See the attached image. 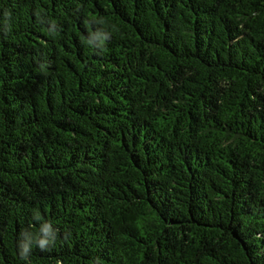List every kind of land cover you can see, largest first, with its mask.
<instances>
[{"label":"trees","instance_id":"trees-1","mask_svg":"<svg viewBox=\"0 0 264 264\" xmlns=\"http://www.w3.org/2000/svg\"><path fill=\"white\" fill-rule=\"evenodd\" d=\"M0 264H264V0H0Z\"/></svg>","mask_w":264,"mask_h":264},{"label":"clouds","instance_id":"clouds-1","mask_svg":"<svg viewBox=\"0 0 264 264\" xmlns=\"http://www.w3.org/2000/svg\"><path fill=\"white\" fill-rule=\"evenodd\" d=\"M100 23H103L102 20L98 21ZM108 34V33H107ZM109 35V34H108ZM87 43L89 45H92L91 41L90 40H87ZM103 43V42H102ZM34 218L36 219H40L39 215L38 214H34ZM50 223H44V227L42 229H40V232H43V233H47L49 231V228H50ZM32 243H35L36 245H38V247L42 250V251H46L47 250V243L48 241L46 240V238L44 236H41L40 234L37 235V236H32L31 238V242L29 244H26L24 246V253H27L29 251V248L31 246ZM25 258H26V255H25Z\"/></svg>","mask_w":264,"mask_h":264}]
</instances>
